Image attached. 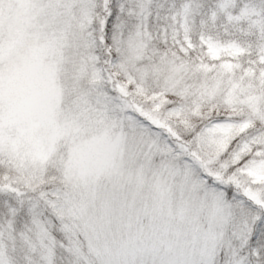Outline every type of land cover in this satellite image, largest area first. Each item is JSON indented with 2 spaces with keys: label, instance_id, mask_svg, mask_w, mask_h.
<instances>
[{
  "label": "snow or ice",
  "instance_id": "obj_1",
  "mask_svg": "<svg viewBox=\"0 0 264 264\" xmlns=\"http://www.w3.org/2000/svg\"><path fill=\"white\" fill-rule=\"evenodd\" d=\"M0 264H264V0H0Z\"/></svg>",
  "mask_w": 264,
  "mask_h": 264
}]
</instances>
